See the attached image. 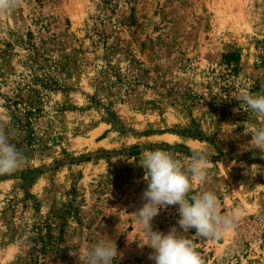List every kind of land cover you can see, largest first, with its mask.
<instances>
[{
  "label": "rangeland",
  "instance_id": "1",
  "mask_svg": "<svg viewBox=\"0 0 264 264\" xmlns=\"http://www.w3.org/2000/svg\"><path fill=\"white\" fill-rule=\"evenodd\" d=\"M262 84L264 0H20L0 16V123L27 160L0 175V264H80L107 238L114 264H154L134 213L155 149L209 153L192 194L241 214L222 239L185 234L205 264H264V152L245 134L264 118L235 98ZM177 209L153 230L179 228Z\"/></svg>",
  "mask_w": 264,
  "mask_h": 264
},
{
  "label": "clouds",
  "instance_id": "2",
  "mask_svg": "<svg viewBox=\"0 0 264 264\" xmlns=\"http://www.w3.org/2000/svg\"><path fill=\"white\" fill-rule=\"evenodd\" d=\"M20 0H0V16L16 9ZM264 88V84L261 85ZM235 98L246 105L249 112L264 118V94L241 92ZM245 134L252 139L247 147L264 152V123L245 126ZM19 131L0 123V175L18 171L26 162L24 153L17 148ZM209 153L193 149L185 162L170 151L155 149L144 151L139 159L147 182L142 192L144 201L135 214V222L147 237L146 243L153 251L149 259L154 264H205L201 254L185 234L195 229V235L205 239L219 240L233 229L240 220L238 211L222 213L215 192L204 190L193 193L194 183L204 184L207 179ZM179 228L172 227L167 234L153 230L152 221L162 208L177 206ZM79 258L80 264H114L118 255L117 243L111 238L100 239L87 246Z\"/></svg>",
  "mask_w": 264,
  "mask_h": 264
},
{
  "label": "trees",
  "instance_id": "3",
  "mask_svg": "<svg viewBox=\"0 0 264 264\" xmlns=\"http://www.w3.org/2000/svg\"><path fill=\"white\" fill-rule=\"evenodd\" d=\"M223 62L227 66H230L233 64H240V56L235 52L225 53V54H223ZM56 239H57V237H56ZM42 242L44 243V241H42ZM45 243L42 245L44 250H46V244ZM51 245H53V242ZM211 264H240V263H239V261H236V263H233L229 258H222L220 260H214Z\"/></svg>",
  "mask_w": 264,
  "mask_h": 264
}]
</instances>
